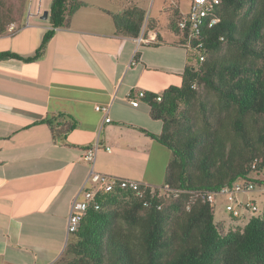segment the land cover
<instances>
[{"label": "crops", "instance_id": "1", "mask_svg": "<svg viewBox=\"0 0 264 264\" xmlns=\"http://www.w3.org/2000/svg\"><path fill=\"white\" fill-rule=\"evenodd\" d=\"M17 1L11 24L19 27L0 35V52L30 57L52 27L49 14L42 18L52 0H26L24 10ZM81 1L42 56L0 60V264H57L63 258L71 204L91 170L85 153L93 145H99L95 170L151 185L164 183L172 158L147 133H161L162 121L151 117L143 98L137 106L131 99L178 84L187 50L157 27L146 33V24L145 36L154 33L155 41L138 44V36L119 32L113 14L145 8L134 0L122 7L106 4L112 0ZM97 105H108V113ZM59 112L78 124L54 136L40 121ZM250 216L228 225L245 224Z\"/></svg>", "mask_w": 264, "mask_h": 264}, {"label": "trees", "instance_id": "2", "mask_svg": "<svg viewBox=\"0 0 264 264\" xmlns=\"http://www.w3.org/2000/svg\"><path fill=\"white\" fill-rule=\"evenodd\" d=\"M82 5L81 0H52V27L36 53L23 57L1 51L0 60L42 56L55 30L68 25ZM216 14V24H205L190 37L179 28L186 12L175 13L170 24L174 44L188 51L182 82L143 98L151 117L163 123L159 134L144 131L172 152L164 183L155 185V192L146 187L143 195L126 188L99 190L98 207L89 205L68 239L65 264H264V210L243 226L226 228L215 220L216 204L196 193L264 182L259 177L264 171V0H223ZM113 19L119 32L133 37L144 21L147 27L153 20L138 6ZM11 22L0 11V35ZM40 122L54 136L78 124L63 112ZM165 185L176 191L159 188Z\"/></svg>", "mask_w": 264, "mask_h": 264}, {"label": "built area", "instance_id": "3", "mask_svg": "<svg viewBox=\"0 0 264 264\" xmlns=\"http://www.w3.org/2000/svg\"><path fill=\"white\" fill-rule=\"evenodd\" d=\"M222 1L223 0H188L186 17L179 21V28H186L188 34H190L191 37L198 35L202 30L203 25L208 24V26L211 27L212 25L216 24L219 20L216 14V8ZM14 29L15 25L11 24L9 30L11 31ZM144 31L145 29L142 30L140 35L137 37L138 44L149 43L157 39V36L154 33L149 34V36L146 37ZM201 59H203V57H201ZM145 95V91H139L137 93V98L131 99V103L134 106H137L140 99L144 98ZM161 98V95H159L157 100H161ZM96 109L107 114L109 111V106L97 105ZM105 121L109 122L110 118L106 117ZM98 147L99 145L95 144L91 148L87 149L85 153V159L90 161L92 165L89 174L84 180L81 190L77 193L72 201L67 224V231L69 234L77 231L80 221L91 203H94L96 208L98 207V204L96 201H94V199L99 190L113 191L116 188H126L136 192L139 195H143L146 187H151L153 192H155L156 188H158L155 185L147 184L136 179L114 176L95 170L94 160ZM253 167H255V165H253ZM261 179L264 180V176H262ZM159 188L176 191L171 189L168 185L160 186ZM254 190H257L258 192H261L262 195H264V182L261 185H256L250 181L246 183L236 182L233 186L222 187L219 191H211L207 192L206 194L200 192L196 193L203 199H207L209 202L215 204L219 193L226 194L227 200L230 202L227 204L226 210L230 213L229 219H233L234 221L235 218L242 216L244 213L249 212V214L252 216L262 211L255 199L247 198L246 200H240L238 197H236L238 192H250Z\"/></svg>", "mask_w": 264, "mask_h": 264}, {"label": "rangeland", "instance_id": "4", "mask_svg": "<svg viewBox=\"0 0 264 264\" xmlns=\"http://www.w3.org/2000/svg\"><path fill=\"white\" fill-rule=\"evenodd\" d=\"M19 1H20L19 9L24 10L26 0H19ZM134 1L138 2L139 4L145 7L144 9L146 10L147 15L149 17L157 20V21L152 20L151 22L147 23L148 25L147 30L149 27L150 28L157 27L158 30H161L163 37L165 39L175 38L174 32L170 28V24L173 22V19L175 18V13H177L179 9H181L183 12L187 10L188 0H134ZM129 2L130 0H112V3L107 1L106 4H108L110 7L114 5L122 7V6H125ZM16 4H18L17 0H0V11L5 12L6 14L10 15L13 18V22L16 20L15 17H17V15L14 13ZM10 24L7 26V31H10L9 30ZM145 24H146V21H144L141 31L144 28ZM17 27H19V25L15 24V28ZM182 53H185V51H183ZM187 58H188V51H187ZM175 80L176 82H179V83L174 84V85H180L182 82L181 81L182 77L181 79L177 78ZM209 98H210V102H213L215 100L213 95H209ZM196 109L197 108H194V109L192 108L191 113H194L197 115V117H199L200 116L199 110L197 109L196 111ZM259 176L261 177L264 176V171ZM236 197H238V199L240 200H246L247 198H253L255 199L256 203L261 207V210H264V207H263L264 206V195H262L261 192H258L257 190L250 191V192H238L236 194ZM228 203L230 202H228L226 194L219 193L217 197V201H216L215 220L217 222H222L226 226V228L228 227L227 224L230 220L229 219L230 213L229 211L226 210V206ZM260 214H262V211H260ZM248 215H249V212H248ZM241 224L243 226L244 222L242 221ZM69 257H70L69 255H66L64 253L63 258L57 264H65L66 260L69 259Z\"/></svg>", "mask_w": 264, "mask_h": 264}, {"label": "water", "instance_id": "5", "mask_svg": "<svg viewBox=\"0 0 264 264\" xmlns=\"http://www.w3.org/2000/svg\"><path fill=\"white\" fill-rule=\"evenodd\" d=\"M48 14H49V12L47 10L44 11L42 18L43 19H47L48 18Z\"/></svg>", "mask_w": 264, "mask_h": 264}]
</instances>
